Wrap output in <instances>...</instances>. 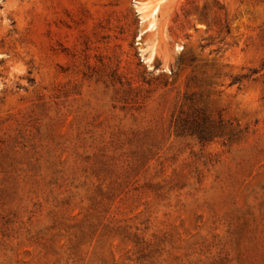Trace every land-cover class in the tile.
Masks as SVG:
<instances>
[{
  "label": "rangeland",
  "instance_id": "374dc122",
  "mask_svg": "<svg viewBox=\"0 0 264 264\" xmlns=\"http://www.w3.org/2000/svg\"><path fill=\"white\" fill-rule=\"evenodd\" d=\"M0 264H264V0H0Z\"/></svg>",
  "mask_w": 264,
  "mask_h": 264
}]
</instances>
